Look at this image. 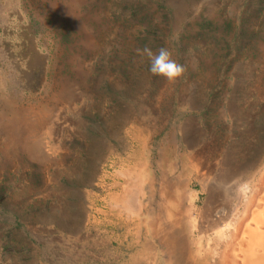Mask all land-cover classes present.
Segmentation results:
<instances>
[{"label": "rangeland", "instance_id": "rangeland-1", "mask_svg": "<svg viewBox=\"0 0 264 264\" xmlns=\"http://www.w3.org/2000/svg\"><path fill=\"white\" fill-rule=\"evenodd\" d=\"M263 148L264 0H0V264H123L140 161L159 209L188 153Z\"/></svg>", "mask_w": 264, "mask_h": 264}, {"label": "bare ground", "instance_id": "bare-ground-1", "mask_svg": "<svg viewBox=\"0 0 264 264\" xmlns=\"http://www.w3.org/2000/svg\"><path fill=\"white\" fill-rule=\"evenodd\" d=\"M226 164L188 153L185 187L161 189L158 209L155 174L140 161L127 201L135 210L136 236H119L123 264H264V148L247 164Z\"/></svg>", "mask_w": 264, "mask_h": 264}, {"label": "clouds", "instance_id": "clouds-1", "mask_svg": "<svg viewBox=\"0 0 264 264\" xmlns=\"http://www.w3.org/2000/svg\"><path fill=\"white\" fill-rule=\"evenodd\" d=\"M137 51L138 54L148 58L149 72L153 75L164 77L168 81H175L186 71L185 66L173 58L169 47H160L154 52L145 46Z\"/></svg>", "mask_w": 264, "mask_h": 264}]
</instances>
